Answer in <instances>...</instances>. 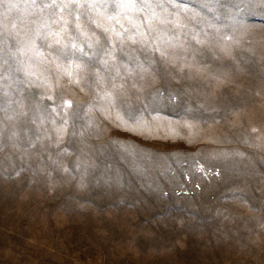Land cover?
Returning a JSON list of instances; mask_svg holds the SVG:
<instances>
[{"label": "rangeland", "instance_id": "rangeland-1", "mask_svg": "<svg viewBox=\"0 0 264 264\" xmlns=\"http://www.w3.org/2000/svg\"><path fill=\"white\" fill-rule=\"evenodd\" d=\"M0 2V264H264V0Z\"/></svg>", "mask_w": 264, "mask_h": 264}, {"label": "snow or ice", "instance_id": "snow-or-ice-1", "mask_svg": "<svg viewBox=\"0 0 264 264\" xmlns=\"http://www.w3.org/2000/svg\"><path fill=\"white\" fill-rule=\"evenodd\" d=\"M2 2V0H0ZM33 3H35V0H32ZM78 0H61V11L64 10V8L70 7L71 4L77 3ZM56 4V0H52V5ZM52 5H48L49 7Z\"/></svg>", "mask_w": 264, "mask_h": 264}]
</instances>
